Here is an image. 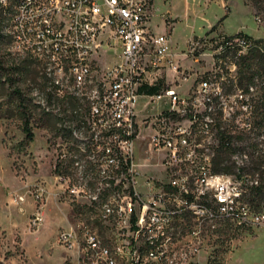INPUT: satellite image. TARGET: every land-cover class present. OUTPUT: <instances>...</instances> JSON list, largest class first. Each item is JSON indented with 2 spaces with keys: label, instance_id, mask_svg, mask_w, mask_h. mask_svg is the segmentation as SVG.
<instances>
[{
  "label": "built area",
  "instance_id": "built-area-1",
  "mask_svg": "<svg viewBox=\"0 0 264 264\" xmlns=\"http://www.w3.org/2000/svg\"><path fill=\"white\" fill-rule=\"evenodd\" d=\"M15 14L18 25L9 46L19 59L32 58L44 70L42 79L54 92L52 105L47 98L45 104L62 112L66 124V106L56 107V99L74 97L82 105L75 115L83 131L76 133L85 144L61 138L62 166L57 171L55 164V175L69 187V197L88 199L99 208L100 221L112 227L103 247H96L94 223L81 221L59 233L61 244L84 256L82 264H199L204 237L218 225H264V214L244 201L249 183L259 182L241 175L246 164L234 155L238 173L213 170L222 135L252 128L250 94L240 88L227 94V77L217 65L183 95L178 85L188 80L183 61L195 55L197 45L192 41L187 51L175 52L171 31L152 29L150 0H24ZM254 47L253 39L235 34L222 37L217 50L220 58ZM112 55L119 61L109 64ZM62 75H70L71 84H63ZM161 82L166 86L158 93L141 91ZM69 85H76V96H69ZM141 97L147 101L140 106ZM151 105L156 110H149ZM243 120H250V127H243ZM144 130L151 132V161L159 155L151 165L161 175L139 182L137 167L144 164L135 162L134 151ZM37 191L40 200L45 190ZM42 220L39 213L34 225ZM164 230H173V237H164ZM80 235H87V242H80ZM108 243H115L117 257H110ZM137 253H144V261H137ZM120 254H127V261H120Z\"/></svg>",
  "mask_w": 264,
  "mask_h": 264
},
{
  "label": "rangeland",
  "instance_id": "rangeland-1",
  "mask_svg": "<svg viewBox=\"0 0 264 264\" xmlns=\"http://www.w3.org/2000/svg\"><path fill=\"white\" fill-rule=\"evenodd\" d=\"M150 1L154 30L157 34L165 33L168 27L175 52L187 51L192 41L197 45L195 55L183 61L188 80L178 82L180 92L187 94L192 84L198 86L217 65H221L227 77L225 92L236 93L239 88L237 71L241 62L240 54L231 51L219 58L217 47L222 37L240 32L253 39L263 40L264 43L263 5H255L254 0ZM0 12L6 16L1 7ZM24 61L25 59H19L13 53L9 42L6 45L0 41V264H82V256L58 241L59 233L82 221L91 225L94 223L93 232L102 241H107L112 233L111 223L100 221L99 208L90 204L88 199L81 198L77 201L69 197V187H63L56 179L55 164L59 159L62 137H59L49 118L45 124L40 120V114L31 101L41 104V108L61 119L58 126L65 130L70 143L77 144L78 141L68 136L69 123L66 124V120L62 119V112H56L45 104L44 98H48L47 93L51 87L42 79L41 73L44 70L39 67L38 62L33 59L30 71L15 69ZM118 61L116 55L107 60L109 64ZM234 64L237 66L236 71L232 70ZM234 75L236 78H233ZM170 82L172 73L169 71L167 83ZM255 83L253 95H250L253 105L262 95L261 79L258 78ZM22 97L24 101L21 105ZM146 101V98L141 97L139 105ZM49 104L51 106L52 102ZM55 104L61 109L66 106L67 121L72 119L73 110L67 104L63 106L57 101ZM156 107L151 105L149 110H156ZM24 111L30 118V127L34 132L32 141L27 140L23 131ZM250 117L252 121L257 119L252 113ZM248 123L250 120H243V126L249 125ZM231 127L235 125L231 124ZM150 133L144 130V139L135 142V162L144 164L137 167L140 172L139 182L147 175H161L160 168L151 165L156 163L159 155L153 154L151 161V154L148 152ZM247 134L246 139L235 142L241 150L233 154L231 159L234 161L233 157L236 155L237 163L246 164L243 167L247 169H251L253 160L262 164L258 170H247L245 174L250 181L256 179L264 182V127L260 132L249 131ZM245 154L248 156L247 163ZM235 173H238V165ZM39 187L45 192L37 200ZM246 191L244 201L251 206L253 212L264 214V208L257 209L248 202L251 197L249 186ZM18 196L24 197V201L17 202L13 199ZM39 213H42L43 220L39 226H35L33 220ZM169 235L173 237V230H169ZM204 240L199 264H264V225L243 227L234 222L222 223L214 232L205 235ZM108 247L113 252L117 248L115 243H108ZM137 255H141L144 261V253ZM209 260L212 263H208ZM120 261H127V254H120Z\"/></svg>",
  "mask_w": 264,
  "mask_h": 264
},
{
  "label": "trees",
  "instance_id": "trees-1",
  "mask_svg": "<svg viewBox=\"0 0 264 264\" xmlns=\"http://www.w3.org/2000/svg\"><path fill=\"white\" fill-rule=\"evenodd\" d=\"M254 1H255V5L257 6L263 5L264 7V0H254ZM4 19H5L4 15L0 12V41H2L3 43L7 45L9 40L5 38L4 35L2 34V27H3ZM237 34L244 35L250 39H253L251 36L244 34L242 32L237 33ZM253 40L255 42V47L251 49L247 54L240 55L241 62L239 64V68L237 71V74L239 75L237 86L240 89H242L245 93L253 95V92L251 91V87H254L256 85L255 80H257L258 78L261 79L262 95L258 97L256 104L253 105L251 101V104H252L251 112L255 117H257V119L252 121V128L250 130V131L260 132L262 128L264 127V111H263V106H264V49H263V40H256V39H253ZM32 65H33V59L27 58L22 64L17 65L15 69L19 71L20 70L30 71L32 70L31 69ZM218 76H220L219 73H218ZM165 86L166 85L164 84V82L163 83L161 82L160 84H156V85L144 86L142 87L141 91L147 94H155V93H158ZM47 94H48L47 100L49 103H51L54 98V92L50 90L48 91ZM21 99H22L21 100V105H22L24 98L22 97ZM56 100H58L57 102H60L63 106L68 104L69 107L73 110V112L75 110L77 111L82 108L80 101L74 97L64 96ZM31 102H32L34 109L38 111V114H40V117H41L40 120L44 121L43 123L45 124L46 119L48 120L49 118L53 124L54 129L58 131L59 136H61L64 139V141H66L67 133L62 127L58 126L61 119H59L57 116L53 115L52 113L47 112L45 109L41 108V106L38 103H34L33 101ZM23 118H24L23 131L26 134L27 140L32 141L34 139V132L32 128L30 127V118L27 116V112L25 111L23 114ZM74 118H72L71 120H73ZM76 120H78L79 122L78 125H81L80 115L79 116L77 115ZM248 124L249 125H246L243 127H250V123ZM68 136L72 137V134L69 130H68ZM247 137H248L247 133L245 134H232V133L225 134L224 133L222 135L221 147L217 150V159L213 167V170L215 172H219V173L223 172V173H229V174L235 173L236 165L232 161L231 157L234 153L241 150L239 146L235 145V142L238 140L239 141L244 140ZM255 162L256 161L253 160L251 163L253 164L252 167H256V169H253L252 167L251 169L242 167L240 169L241 175L245 174V171L247 170H249V172L253 170L254 171L258 170L260 168V165L262 164H260L259 162H256V163ZM61 166H62V162H59V159H58L56 170L61 171ZM249 187L251 191L250 192L251 197L248 198V202L257 209L264 208V182L259 181L258 184L249 185ZM208 263H212V261L209 260Z\"/></svg>",
  "mask_w": 264,
  "mask_h": 264
},
{
  "label": "bare ground",
  "instance_id": "bare-ground-1",
  "mask_svg": "<svg viewBox=\"0 0 264 264\" xmlns=\"http://www.w3.org/2000/svg\"><path fill=\"white\" fill-rule=\"evenodd\" d=\"M22 1H24V0H3V3L0 4V7L4 10L5 15H6L4 22H3L2 33H3L4 37L7 38L9 41L15 38L14 25H18V14H15V13H16L17 9L20 8ZM62 82H63V84H71L70 75H62ZM69 96H76V85H69ZM44 99H43V101H44ZM42 104H43V102H42ZM71 114H72V118H74V117L75 118L73 120L68 119L67 123H69V124H68V127L67 126L66 127L71 132L72 138L74 140L78 141L77 144H85V139L83 138L84 136L80 137L79 133H76V131H83V122L81 120V122H80L81 125H78L79 122H78V120H76L77 115H75V111L71 112ZM73 144H75V143H73ZM93 234H95V238H96V247H103V241L100 238V236L95 232H93ZM164 237H171L169 235V230H164ZM80 242H87V235H83V237H80ZM108 253H109L110 257H117V248L113 252L111 250V248L108 247ZM121 255H123V254H121ZM82 259L84 260V256H82ZM137 261H143L141 258V255H137Z\"/></svg>",
  "mask_w": 264,
  "mask_h": 264
},
{
  "label": "crops",
  "instance_id": "crops-1",
  "mask_svg": "<svg viewBox=\"0 0 264 264\" xmlns=\"http://www.w3.org/2000/svg\"><path fill=\"white\" fill-rule=\"evenodd\" d=\"M150 6H152L151 5V1H150ZM151 25H152V23H151ZM152 29L154 30V27H153V25H152ZM167 30H168V27H167ZM155 31V30H154ZM172 40V39H171ZM173 45V44H172Z\"/></svg>",
  "mask_w": 264,
  "mask_h": 264
}]
</instances>
